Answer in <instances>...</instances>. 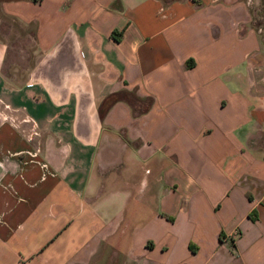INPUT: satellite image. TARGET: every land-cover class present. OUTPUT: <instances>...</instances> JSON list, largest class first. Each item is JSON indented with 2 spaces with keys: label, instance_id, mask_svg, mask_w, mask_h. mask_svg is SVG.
I'll return each instance as SVG.
<instances>
[{
  "label": "crops",
  "instance_id": "0c3cea01",
  "mask_svg": "<svg viewBox=\"0 0 264 264\" xmlns=\"http://www.w3.org/2000/svg\"><path fill=\"white\" fill-rule=\"evenodd\" d=\"M1 18L36 61L0 39V264H264V0Z\"/></svg>",
  "mask_w": 264,
  "mask_h": 264
},
{
  "label": "rangeland",
  "instance_id": "374dc122",
  "mask_svg": "<svg viewBox=\"0 0 264 264\" xmlns=\"http://www.w3.org/2000/svg\"><path fill=\"white\" fill-rule=\"evenodd\" d=\"M11 21L1 18L0 38L5 41L8 47V55L4 60L3 71L8 76L16 77L17 81H22L29 67L33 65L36 58L33 56V42L30 38H24V33L21 28L15 27ZM23 54V57H20ZM20 55V56H19ZM28 55L30 58H28ZM6 108L0 107V121H3V116ZM21 114V113H18Z\"/></svg>",
  "mask_w": 264,
  "mask_h": 264
},
{
  "label": "built area",
  "instance_id": "2783aa9c",
  "mask_svg": "<svg viewBox=\"0 0 264 264\" xmlns=\"http://www.w3.org/2000/svg\"><path fill=\"white\" fill-rule=\"evenodd\" d=\"M248 2H251L252 0H247ZM259 30H261V29H259Z\"/></svg>",
  "mask_w": 264,
  "mask_h": 264
}]
</instances>
